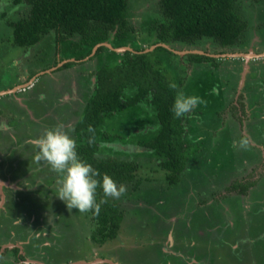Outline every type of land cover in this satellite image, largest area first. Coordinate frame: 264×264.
I'll return each instance as SVG.
<instances>
[{
	"label": "rangeland",
	"instance_id": "obj_1",
	"mask_svg": "<svg viewBox=\"0 0 264 264\" xmlns=\"http://www.w3.org/2000/svg\"><path fill=\"white\" fill-rule=\"evenodd\" d=\"M22 6L12 0H0V90L13 84L16 89L26 76L36 73L31 88L13 93L22 97L15 95L12 104L20 99L26 108L17 103L12 107L8 104L10 101L0 104V129H5L10 122L11 131L16 132V141L21 143L16 148L18 173L8 166L12 174L11 171L5 174L11 181L5 185L9 184V198L16 197V212L13 214L23 211L21 208L30 203H35L37 208H25L29 217L33 215L37 221L46 213L38 226L29 225L26 218H22L26 224L22 230H29L25 232V239L17 241L23 243L22 253L26 250V242L29 248L48 242L50 245L44 248L46 262L66 263L86 256L81 261L93 264H107L101 259H108L113 264H264V236H261L264 219L257 214L252 224L247 217L257 209L259 213L264 211V44L259 43L257 33L252 34L245 49L227 50L224 56L215 60L216 65L208 62L198 66L184 57L189 51L217 52L208 42L203 47L170 46L176 54L169 60L175 65L174 76L181 80L186 91L197 70L215 72L212 81L208 76L205 80L208 88L198 90L203 103L197 104L184 117L187 163L177 183L167 184L157 156L138 143V135L155 128L150 105L141 102L140 108L112 113L104 118L100 129L106 138L98 139L96 155L134 162L137 164L135 178L140 181L137 187L134 181L123 184L126 191L115 198L124 210L118 235L97 245L89 239L92 224L87 212L67 208L55 195L60 179L56 172L55 178L43 172L46 175L44 181L38 182L42 186H36L45 188L46 196L38 195L37 188H22L27 181L20 175L35 173L38 165L33 146V150L26 151L28 155L22 150L28 148L31 138L42 135L54 125L62 124L64 131L75 140L76 149L79 148L82 141L77 136L79 133L72 130L73 124L82 115L91 95L93 73L103 55L101 59H74V52L66 50L69 45L74 46L77 37L61 41L56 40L52 32L32 46H17L12 42V30L7 21L24 12ZM151 9H155L153 0H128V13L137 36L145 33L143 19L152 14ZM252 14L255 18V9ZM136 42L142 43L143 37H137ZM228 53L242 56L224 58ZM66 57L70 59H65L63 63L68 61L65 65L45 70L50 65L53 67L58 58ZM41 69L44 72H40ZM216 75L221 78L218 82L214 81ZM246 100L247 112L245 107L241 108ZM11 113L16 119H8ZM243 121L247 122L244 127L241 125ZM11 140V136L9 140H0V157L1 153L11 149ZM242 142H245L243 146ZM257 143L258 148L254 146ZM257 153L259 157H256ZM254 157L255 161L250 160ZM7 158L14 159L10 155ZM17 163H22L24 168ZM6 166L2 168L6 169ZM33 176H29V181ZM237 182L240 184L233 187L232 184ZM4 208H8L6 200L2 202L0 212ZM5 211L12 213L13 210ZM9 220L6 218L2 222L8 223ZM255 222L261 223L260 233H251L256 231ZM34 226L41 236L35 238L31 233ZM0 255V264H8L5 259L15 264L13 253L2 252Z\"/></svg>",
	"mask_w": 264,
	"mask_h": 264
},
{
	"label": "trees",
	"instance_id": "obj_2",
	"mask_svg": "<svg viewBox=\"0 0 264 264\" xmlns=\"http://www.w3.org/2000/svg\"><path fill=\"white\" fill-rule=\"evenodd\" d=\"M12 1L24 5V12L7 21L12 30V42L17 46H32L52 32L56 40L77 37L74 46L69 45L70 48L66 50L74 52L75 59H101L103 55L102 62L93 73L91 95L72 130L79 133L77 136L82 141L76 149L79 158L90 163L101 176H111L118 185L132 181L135 187L139 185L140 180L135 178L137 164L116 157L101 158L96 155L98 139L106 138L100 126L106 116L134 107L140 108L141 102L152 107L151 119L155 128L138 135L139 145L150 149L157 156L168 185L177 183L185 169L187 155L183 120L187 113L183 117H175L171 110L172 104L178 93L199 97L198 90L208 88L205 80H208V76L209 81H212L215 72L211 69L210 72H204L202 68L197 70L196 77L189 82L186 91L182 88L181 80L174 76L175 65L169 60L176 54L171 47H203L208 42L217 51L224 52L229 48L242 50L251 42L252 34L256 33L259 43L264 44V0H153L155 9H151L152 14L143 19L146 31L141 35L142 43L136 42V38L141 36H137L130 19L128 0ZM252 9L256 11L255 18ZM128 41L131 43L127 44ZM161 42L168 44V47L156 45L143 51L145 43ZM105 43L112 47L129 46L131 49L117 51ZM184 57L198 66L208 62L216 65L215 60L218 59L196 51L186 52ZM218 77L216 75L214 81H220ZM13 97L14 94L8 93L0 95V104L11 102ZM7 110L12 111L11 108ZM8 119L12 118L9 116ZM7 123L6 128L11 129L10 122ZM7 171H10L9 168ZM0 176L7 177L2 166ZM96 199L106 202L101 204L98 215L87 211L92 224L89 239L101 245L117 237L124 210L115 198L105 197L99 186ZM25 208L30 209V206L21 208L23 211L16 215H21ZM257 214L264 219V211L259 213L258 209L248 213L247 217L252 222ZM260 224L255 222L256 231L252 230L251 233H260ZM17 252L18 248L14 247L16 260L24 257L17 255ZM46 257L43 254L39 258L44 264L56 263L46 262Z\"/></svg>",
	"mask_w": 264,
	"mask_h": 264
},
{
	"label": "clouds",
	"instance_id": "obj_3",
	"mask_svg": "<svg viewBox=\"0 0 264 264\" xmlns=\"http://www.w3.org/2000/svg\"><path fill=\"white\" fill-rule=\"evenodd\" d=\"M40 99H44L42 94ZM199 103L203 101L198 96L178 93L171 110L175 117H183ZM29 142L35 146V159L46 160L60 177L59 188L55 195L65 203L67 208H75L80 212L91 210L98 215L101 204L106 202L104 199L97 201L98 186L105 197L119 198L126 191L123 184L118 185L107 174L101 176L90 163L79 158L76 142L68 132L64 131L62 124L46 129L42 135L30 139ZM244 143L242 142V146Z\"/></svg>",
	"mask_w": 264,
	"mask_h": 264
},
{
	"label": "flooded vegetation",
	"instance_id": "obj_4",
	"mask_svg": "<svg viewBox=\"0 0 264 264\" xmlns=\"http://www.w3.org/2000/svg\"><path fill=\"white\" fill-rule=\"evenodd\" d=\"M146 44H148V43H145V45ZM144 45V49H143V51H148V50H150V49H152L154 46H156V45H163V46H166V47H168V45H166L165 43H154V44H150L149 46H145ZM108 46L110 47V48H114L115 50H125V49H131L129 46H121V47H112L110 44H108ZM227 50H230L229 52H236V51H239V50H235L234 48H229V49H226L224 52L222 51V50H218L217 52H214V53H217V56H216V54H214V53H212V54H209V53H207V52H204V53H206V54H209V55H211V56H214V57H217L218 59H220L221 58V55H223L224 53H226V52H228ZM239 53V52H238ZM236 54V53H228V54H226L225 56H227V57H224V58H231V56H234V57H238V56H242V55H240V54ZM224 56V55H223ZM59 59H60V61H59ZM65 59H67V60H69L70 59V57H66V58H58V60L56 61V64L55 65H53V67H52V65H50V66H48V67H46V69H50V68H54V67H58V66H60V65H64V61H65ZM75 59V58H74ZM63 64H62V63ZM66 62H68V61H66ZM65 62V63H66ZM45 69V70H46ZM40 72H44V69H41V71ZM39 73V72H38ZM36 73H32L30 76L28 75V76H26L25 77V80H23V82L21 83V84H19L18 85V88H17V86H16V89H15V84H13V85H11V86H9V87H7V88H5V89H3V90H0V94L1 95H3V94H6V93H8L9 95H12L14 92H16V91H20V92H24V91H26L27 89H29V88H31L32 86H33V81H34V77H33V75H35ZM222 89H225V87L224 88H222ZM16 90V91H15ZM16 93H18V92H16ZM16 93L14 94V96L16 95ZM22 94V93H21ZM17 96H21V95H16V97ZM22 97V96H21ZM245 97V96H244ZM15 98V97H14ZM248 100V99H247ZM247 100L245 101L246 103H244V104H246V105H244V104H241V108H242V110L244 109L243 107H245V109H244V111H246L247 112V108H246V106L247 107H249L248 106V102H247ZM16 103H17V105H19L20 107L22 106V105H20L16 100H15V102L12 104V102H10V103H8V104H10L12 107L13 106H15L16 107ZM13 111V110H12ZM10 114V113H9ZM11 117L12 119H16V116L13 114V113H11V115H8L7 117ZM243 122H244V125H243ZM243 122H241V125L244 127L245 126V124L247 123V122H245V121H243ZM239 124V123H238ZM240 125V124H239ZM10 136L12 137V140H11V144H10V150L9 149H7L6 151H5V153H1L2 154V156L0 157L1 159H0V162L3 164V165H7L5 168L6 169H3V172L4 173H8V171H7V167L8 166H11V168H13V170L14 171H16L17 172V170H18V167L16 168V152H17V147H19V144H21V143H19V141H16V132H12L11 131V129L10 128H6V129H0V140H3L4 138L5 139H7V140H9L10 139ZM247 136H249V135H247ZM32 139V138H31ZM14 145L16 146V148L14 147ZM27 145H29L28 146V148L27 149H23L22 150V152H23V154L24 155H28L27 154V150H29V149H31V150H33L32 149V146L34 147V149H35V146L34 145H30V142H29V144H27ZM258 145V143L256 144V145H254L255 147H259V146H257ZM2 147V146H1ZM11 156L12 158H14L13 160H9L8 158H7V156ZM253 155H251L250 157H252ZM256 157H259V153H257V155H256ZM254 159H256L255 157L253 158V159H250V160H253V161H255ZM12 162V163H11ZM23 163V162H22ZM22 163H17V166H19V167H22V168H24L23 167V165H22ZM2 165V166H3ZM49 167V168H48ZM10 171H11V174H12V170L10 169ZM9 171V172H10ZM28 171V170H27ZM43 172H45V173H47V175H51V176H53V178H55V177H57V175L55 174V172L51 169V166L49 165V163L46 161V160H39V162H38V165H37V167H35V173H30V174H25L26 172H24V174L23 175H20V176H22V177H24V178H26L25 179V181H27V184L24 182V187H22V188H37V189H39L37 192H38V195H39V193L42 195V196H46V195H44V193L45 192H43V190L45 189V188H38V187H36L37 185L38 186H42V185H40L38 182H40V183H42V181H44V178H45V173H43ZM18 173V172H17ZM32 175H34L31 179H32V181H29V176H32ZM7 177L6 178H3V177H1L0 176V180H1V184H0V188L2 189V192H3V194H4V198H3V201L4 200H6V203H7V209L6 208H4L3 209V211L2 212H0V254L3 252L4 254H6V253H13V248L14 247H17L18 248V252H17V255L18 254H21V255H23L24 257H22V258H18L17 260L14 258V256L16 257V255H13V258H14V262H15V264H36V263H40L41 264V261H39L40 259H38L40 256H41V252H42V255L43 254H45V251H44V248H45V246H48V244L50 245V243H46V244H44V245H42V246H40V247H37V248H29L28 247V244H27V242L26 243H24L27 247H26V250H25V252H24V254L22 253V249H21V247H23V243L21 244V243H17V241H21V240H23V239H25V232H27V231H29V230H26V231H23L22 230V228H24L25 227V221L24 220H22V218L24 217V218H26L25 220H26V222L27 223H29V225H33V224H36L37 226H38V224L40 223V222H42V221H40V218H42L43 216H45L46 215V213H45V215H43L42 217H40V218H38V220L36 221L35 220V217L32 215L31 217H29V214H27V213H25V212H22V214L21 215H16V214H13L14 212H16V197H13V198H9V196L7 195V188H9V184L8 185H5V183H7V182H10L11 181V179H8L9 177V175H6ZM16 176V175H15ZM238 184H240V183H238L237 182V184L236 183H234V184H232V186L233 187H236ZM30 185H32L31 187H29ZM240 186V185H239ZM241 187V186H240ZM49 189V188H48ZM40 191V192H39ZM24 193V192H23ZM34 193H35V191H34ZM35 195H36V193H35ZM11 199H12V201H11ZM30 200V199H29ZM31 201V200H30ZM30 201L28 202V204L30 203ZM30 205H31V203H30ZM30 205H28V207L30 206ZM33 206H35L36 207V204L34 203V204H32L31 206H30V209H28V210H32V208H33ZM37 208V207H36ZM9 209H12L13 211H12V213H9V212H6L5 210H9ZM38 209H42V207H40V206H38ZM31 214V213H30ZM15 215H16V217H15ZM6 218H9L10 220L8 221V223H4V222H2L4 219H6ZM34 220L36 221L35 223H34ZM18 221H20L19 223H18ZM24 223V224H23ZM37 226H34L33 227V231L31 230V233H33V234H35V238L36 237H38V236H41L40 234H39V232L38 231H36V227ZM42 234V233H41ZM41 243H44L43 241L41 242ZM30 246V245H29ZM2 251V252H1ZM40 254V256L39 257H37L38 255ZM172 254H174V253H172ZM1 256V255H0ZM3 256V255H2ZM81 259H86V256H84V258L83 257H81V258H75V259H71V260H69V261H67L66 263H64L63 261H57L55 264H82V263H78V262H87L86 260L85 261H81ZM97 259V258H96ZM102 260V262H105V263H107V264H110L108 261H107V259H101ZM5 261L8 263V264H10V263H13L12 261L11 262H8V260H6L5 259ZM96 262H99V259L98 260H96ZM14 264V263H13ZM44 264V263H43Z\"/></svg>",
	"mask_w": 264,
	"mask_h": 264
},
{
	"label": "water",
	"instance_id": "obj_5",
	"mask_svg": "<svg viewBox=\"0 0 264 264\" xmlns=\"http://www.w3.org/2000/svg\"><path fill=\"white\" fill-rule=\"evenodd\" d=\"M105 44L108 45V43H105ZM185 52H186V51H185ZM244 56H246V55H244ZM0 184H1V180H0ZM3 198H4V194H3V192H2V189L0 188V206H1L2 202H3ZM107 261H108L110 264H113L110 260L107 259ZM78 263H82V264H93L94 262H78Z\"/></svg>",
	"mask_w": 264,
	"mask_h": 264
},
{
	"label": "crops",
	"instance_id": "obj_6",
	"mask_svg": "<svg viewBox=\"0 0 264 264\" xmlns=\"http://www.w3.org/2000/svg\"><path fill=\"white\" fill-rule=\"evenodd\" d=\"M55 68V67H54ZM47 70V69H46ZM17 100V102L20 104V105H23L24 107H25V105H24V103L20 100V99H16ZM26 108V107H25Z\"/></svg>",
	"mask_w": 264,
	"mask_h": 264
}]
</instances>
